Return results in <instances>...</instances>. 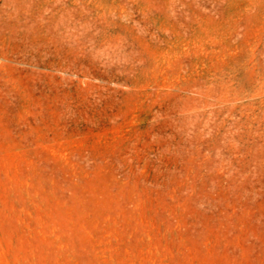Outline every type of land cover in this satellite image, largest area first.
<instances>
[{
  "label": "rangeland",
  "instance_id": "rangeland-1",
  "mask_svg": "<svg viewBox=\"0 0 264 264\" xmlns=\"http://www.w3.org/2000/svg\"><path fill=\"white\" fill-rule=\"evenodd\" d=\"M0 264H264V0H0Z\"/></svg>",
  "mask_w": 264,
  "mask_h": 264
}]
</instances>
